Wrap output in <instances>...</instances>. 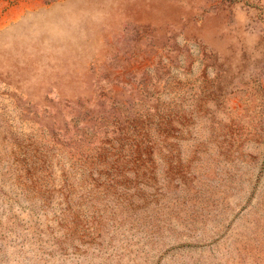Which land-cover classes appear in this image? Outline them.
I'll return each instance as SVG.
<instances>
[{
	"label": "rangeland",
	"instance_id": "1",
	"mask_svg": "<svg viewBox=\"0 0 264 264\" xmlns=\"http://www.w3.org/2000/svg\"><path fill=\"white\" fill-rule=\"evenodd\" d=\"M0 264H264V0H0Z\"/></svg>",
	"mask_w": 264,
	"mask_h": 264
}]
</instances>
